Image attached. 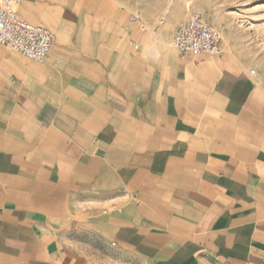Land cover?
Wrapping results in <instances>:
<instances>
[{
	"label": "crops",
	"instance_id": "crops-1",
	"mask_svg": "<svg viewBox=\"0 0 264 264\" xmlns=\"http://www.w3.org/2000/svg\"><path fill=\"white\" fill-rule=\"evenodd\" d=\"M74 1L17 7L42 64L0 47V264H264L252 69Z\"/></svg>",
	"mask_w": 264,
	"mask_h": 264
},
{
	"label": "rangeland",
	"instance_id": "rangeland-1",
	"mask_svg": "<svg viewBox=\"0 0 264 264\" xmlns=\"http://www.w3.org/2000/svg\"><path fill=\"white\" fill-rule=\"evenodd\" d=\"M75 0L70 7L78 6ZM100 17L123 15L127 27L158 45L171 44L176 29L193 12L221 37L220 50L238 64H247L264 87V0H87ZM22 6L21 16L26 14ZM23 18V17H22Z\"/></svg>",
	"mask_w": 264,
	"mask_h": 264
},
{
	"label": "built area",
	"instance_id": "built-area-1",
	"mask_svg": "<svg viewBox=\"0 0 264 264\" xmlns=\"http://www.w3.org/2000/svg\"><path fill=\"white\" fill-rule=\"evenodd\" d=\"M21 1L0 0V47L42 64L54 45L55 35L49 29L19 19L17 7ZM171 46L181 56H218L221 37L200 14L193 12L176 29ZM250 74L255 72L251 70Z\"/></svg>",
	"mask_w": 264,
	"mask_h": 264
},
{
	"label": "bare ground",
	"instance_id": "bare-ground-1",
	"mask_svg": "<svg viewBox=\"0 0 264 264\" xmlns=\"http://www.w3.org/2000/svg\"><path fill=\"white\" fill-rule=\"evenodd\" d=\"M78 2V1H77ZM36 10V9H35ZM40 13V12H39ZM30 20V19H29ZM50 30V29H49ZM12 52V51H11Z\"/></svg>",
	"mask_w": 264,
	"mask_h": 264
}]
</instances>
